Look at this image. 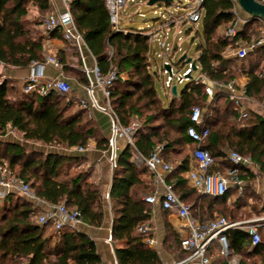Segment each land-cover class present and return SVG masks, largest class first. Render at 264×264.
Listing matches in <instances>:
<instances>
[{"label": "trees", "instance_id": "obj_1", "mask_svg": "<svg viewBox=\"0 0 264 264\" xmlns=\"http://www.w3.org/2000/svg\"><path fill=\"white\" fill-rule=\"evenodd\" d=\"M30 6L38 15L51 12L49 0H0V61L4 68H28L33 62L43 63L45 60L43 42L46 35L35 30L40 20L29 16ZM201 7L204 42L198 48L200 74L210 83L226 84L244 74L248 78L245 84L248 96H261L264 93V73H258L257 67L240 71L232 66L231 58L224 56L231 41L219 36L218 29L233 21L234 2L203 0ZM70 12L77 31L96 58L101 72L107 74L111 68L118 70L111 104L123 125H129L133 120L140 122V129L134 138L136 151L147 157L156 146L161 145L166 161L167 151L182 157L169 181L181 200L191 206L195 217L210 220L218 217H212L214 213H229L230 209L225 204L230 191L222 198H209L193 189L187 179L191 163L196 166L192 158L196 144L188 137L187 128L193 107H202L207 99L206 83L197 78L190 80L178 96L171 93L173 100L165 106L157 94L150 62L152 44L147 35L138 30L127 34L114 32L106 0H71ZM252 22L257 23L253 19L245 28ZM58 36L57 33L52 34V37ZM238 37L245 43L250 42L245 29ZM263 52L264 49H259L241 60ZM57 59L66 77L71 72L76 76L73 79L84 86L88 84L85 73L67 66L62 52L58 53ZM78 63L81 67L80 59ZM125 74L127 79L123 76ZM14 88V83L3 79L0 74V134H5L11 126L24 140L55 148H85L91 139H95L99 150L108 149V140L100 135L87 110L69 113L75 102L68 101L63 105L64 98L55 91L34 99L27 94L12 99L10 94ZM223 106L226 107L223 109ZM208 125L211 134L202 147L218 164L214 170L224 172L231 167L226 151L233 150L251 157L259 170L264 172L263 117L250 113L249 119L239 122L232 101L218 92ZM134 154L135 150L130 146L119 154L109 195L114 216L112 239L115 243L124 244L116 250L117 261L119 264H161L157 252L144 243L142 235L137 234L138 228L150 219L149 204L143 196L151 188L143 180V176L150 172L134 163ZM83 160L76 155L28 150L23 145L0 139V165L6 164L17 177L29 183L38 199L78 210L85 224L100 227L104 211L99 186L89 180V171L78 170L70 174V170ZM240 178L250 180L254 178V173L242 169ZM39 212L32 201L14 193L9 194L0 205V264H101L97 245L89 236L70 226L56 232L52 225H39L36 221ZM227 237L231 253L241 255L243 264H264L261 229V241L255 247L251 245L246 231L233 229Z\"/></svg>", "mask_w": 264, "mask_h": 264}, {"label": "built area", "instance_id": "obj_2", "mask_svg": "<svg viewBox=\"0 0 264 264\" xmlns=\"http://www.w3.org/2000/svg\"><path fill=\"white\" fill-rule=\"evenodd\" d=\"M70 1L63 0L65 11L60 13L50 12L40 23L38 29L47 38L52 37L53 33H57L63 41L80 50L84 41L77 31L71 15ZM232 1L234 2V19L227 24L224 33V36L231 41V45L225 50L224 56H234L241 60L246 58L250 53L264 49V21L255 19L259 23L258 32L260 36L257 39L251 40L249 43H245L238 36L253 18L241 10L236 0ZM127 2L128 0H106V8L114 32L127 34L126 29L121 24V11ZM260 2L264 3V0ZM202 3L203 0H194L190 5L192 8L191 12L185 16L187 21L192 24H197L201 20ZM147 36L150 43H155L158 39V32H151ZM161 47L168 53L166 56L164 52V73H167L166 67L171 68L170 76L163 80V84L171 94L174 82L177 81L180 84L188 81V74L193 75L194 71H192L191 64H186V70L175 73L172 61L168 59L173 54V51H175L173 45L169 46L166 43L165 37L161 43ZM81 61L83 72L88 79V84L84 86L87 97L79 99L78 104L82 108L98 110L110 117L111 131L108 137L107 155L112 168L115 169L117 167L119 150L121 149V142H123L125 147L130 146L135 150L134 162L138 165H144L153 176V184L157 189L154 193L147 195L144 201L151 205L160 203L163 210L173 213L178 218L179 224L175 226V229L180 238L181 248L188 255L183 261L177 264H185L190 261H199L200 264H211L212 254L210 251L215 242L220 247V255L227 258L228 264H243L242 257L239 254L231 253L227 233L233 229L246 231L251 238V245L255 247L261 241V225L259 222L263 219L230 221L224 216H218L210 220H201L195 217L192 213L191 206L181 200L174 191L173 184L168 182V178L174 168L164 159L163 146H156L147 157L137 152L134 138L140 129V122L133 120L129 125L125 126L121 123L118 115L114 111L111 104V93L113 85L119 77L118 70L111 68L107 74H103L97 63L93 68H88L83 57H81ZM45 65H50L57 69L58 76L55 78H47L44 75ZM30 69L31 72L22 85L23 93L29 96H46L48 93L55 91L59 95L68 98V101H72L70 98L73 92L72 86L66 80L63 66L56 56L49 55L43 63L33 62ZM197 80L206 83L205 93L208 105H214L216 102V94L221 92L227 95L232 101L238 112L239 122H244L249 119L248 101H250V98L245 86H240L235 80L227 84L217 82L207 83L203 77H198ZM97 90L103 95L104 101L102 103L96 98L95 92ZM211 114L212 109L206 112L200 106H195L191 110L190 125L187 128V134L196 144L192 152V158L196 166L189 170L187 174L188 183L199 194L209 198H222L233 187L236 188L239 195H242L245 188V184L240 178L242 169L254 172L259 169V166L251 157H245L238 152L232 151L228 154L231 167L224 170V172L214 170L218 164L211 153L202 147L211 134V129L208 125V118ZM18 133L16 129L9 126L5 134H0V139H5L10 135H18ZM64 148L68 153H83L87 149V147ZM11 193L18 194L22 198L32 201L36 207L39 203L43 202L37 198L29 183L17 177L6 164H2L0 165V205L4 203L7 196ZM37 222L39 225H52L56 232L61 231L65 226L76 229L78 225L84 224L81 213L75 209H68L64 204L53 206L50 212H40L37 215ZM138 231L144 236L147 245L152 246L155 244V240L150 237L151 229L148 226H140Z\"/></svg>", "mask_w": 264, "mask_h": 264}, {"label": "crops", "instance_id": "obj_3", "mask_svg": "<svg viewBox=\"0 0 264 264\" xmlns=\"http://www.w3.org/2000/svg\"><path fill=\"white\" fill-rule=\"evenodd\" d=\"M50 6H51V12H64L65 11V6L63 3V0H49ZM199 23V22H198ZM197 23V24H198ZM173 22L167 25L161 26V28L156 29L154 31L158 32V39L155 43H151L152 45L156 44L157 42H160V34L159 31L161 30H169L173 25ZM180 24V23H179ZM172 25V26H171ZM227 24L222 25L219 29L218 32L220 33L223 28H226ZM165 27V28H164ZM36 30L38 29V25L35 27ZM127 29V28H124ZM40 31V30H39ZM136 31V30H133ZM149 31L146 33H143L145 35H149V33L154 32ZM59 35V34H58ZM167 38V37H166ZM162 43V42H161ZM161 47V44H160ZM162 48V47H161ZM178 48V47H177ZM176 49L173 51V55L177 53ZM63 53L65 55L66 61H67V66H73V61L80 59L81 57L84 58V61L88 68H93L95 64L97 63L96 58L93 56V54L90 52L88 47L86 46L85 42L84 44L81 45L80 50L71 46L70 44L66 43L63 41L60 37H50V38H45L43 42V55L44 59L48 57L49 55H54L57 57L58 53ZM75 53L77 56H74ZM173 55L170 56V60H172ZM157 56H161L163 61H164V53L163 54H157ZM151 57V56H150ZM226 58H235L234 56H226ZM240 60V59H238ZM151 61V58H150ZM233 66V62L231 63ZM4 67L3 64L1 68ZM74 67V66H73ZM81 67H82V61H81ZM182 70H186L187 66L186 63H183ZM0 68V70H1ZM3 79H9L11 80L14 85H18L19 88L22 89V85L25 81V79L29 76L31 69L30 67L28 68H3ZM251 68L244 69L243 71H248ZM179 70V71H182ZM83 71V69H82ZM1 74V73H0ZM44 75L47 78H55L58 76V70L55 69L54 67L50 65H45L44 68ZM127 75V74H125ZM65 76V74H64ZM203 77L207 83L209 81L207 78L202 76L201 74L198 76ZM197 77V78H198ZM68 81L73 89L71 99L72 101L78 103V100L81 98H86L87 93L85 91L84 85H82L79 81L70 78ZM128 78V77H127ZM240 86H245V84L248 81V78L246 75L242 74L241 77L235 78L234 79ZM178 91V89H177ZM96 98L102 103L104 101L102 93L97 90L95 92ZM169 95L171 96L170 92ZM68 99V98H67ZM251 103L248 101V108L249 112H251V106L249 105ZM79 105V104H78ZM81 109H85L88 111L91 119L97 124L99 133L102 137H104L106 140H108V137L110 136V131H111V119L108 115L94 109H87V108H82L79 106ZM5 141L10 142V143H17L20 145L25 146L26 148L30 150H35V151H40L43 153H60L64 155H72V156H80L83 157L84 160L79 164L77 167H73L70 170V174L74 173L75 171H78L82 168H84V171H89L90 173V181L94 182L97 184L100 188L101 192V198H102V203H103V211H104V220L103 224L100 227H94L90 226L87 224H81L76 227V229L89 236L97 245V251L98 254L101 258V264H119L117 261V256H116V250L118 248H122L124 246L123 243L118 242L115 243L112 239V226H113V211H112V204L110 200V190L112 187V182H113V174H114V168H112L110 162L108 161V155H107V150L102 151L97 148V142L95 139H91L89 141V144L87 146V149L83 153H78V152H72L68 153L65 151V148H55L48 146L44 143L41 142H35V141H28L24 140L22 135L18 133V135L15 136H7L5 138ZM125 148L124 143L121 142V149L119 150V154L121 151ZM141 154V153H140ZM167 162L170 163L173 168L175 169L176 165L180 164L182 161L181 156H177L175 153L172 151H167ZM135 163V162H134ZM136 164V163H135ZM137 166H143L144 165H138ZM194 167V162L191 163V169ZM173 169V170H174ZM170 176L168 178L169 181ZM143 180L146 181V183L149 185L151 188V191L146 193L143 196V199L151 194L154 193L157 189V187L153 184V176L151 173H147L143 176ZM173 184V183H171ZM148 204V203H147ZM230 204V203H229ZM55 205H51L49 203L41 202L37 206V208L40 210V212L47 213L50 212ZM149 210H150V219L143 225L148 226L151 229L150 237L155 240V244L152 246H149L145 243V238H144V243L150 247L151 249L155 250L158 254L159 260L161 264H177L183 261L187 257V253L181 248L180 246V238L177 233V230L175 229V226L179 224V220L174 215L173 213H170L168 211H165L162 209L160 203H156L154 205L149 204L148 205ZM141 225V226H143ZM137 234L142 235L139 231H137ZM143 236V235H142ZM144 237V236H143ZM211 254H212V262L211 264H228L227 258L223 257L220 255V247L219 245L215 242L212 247H211ZM241 256V255H240ZM242 257V256H241ZM261 263V262H259ZM258 263V264H259ZM185 264H200L199 261H190Z\"/></svg>", "mask_w": 264, "mask_h": 264}, {"label": "rangeland", "instance_id": "obj_4", "mask_svg": "<svg viewBox=\"0 0 264 264\" xmlns=\"http://www.w3.org/2000/svg\"><path fill=\"white\" fill-rule=\"evenodd\" d=\"M148 1L149 0H128L126 6L121 11V24L123 28H127V33L135 32L133 30H138L146 33L152 30L154 31L156 29H159L163 25L169 26L168 24L173 22V26L171 25L172 27L169 30L159 31L160 42L152 45V54L150 61L151 70L153 75L155 76L157 94L162 103L165 106H168L173 98L169 95V91L164 87L163 80L170 76V73H164V61L161 56H157V54L161 55L165 52V50L160 47V44L163 39L167 37L166 43L169 46L173 45V48L175 50L179 48L175 56L172 54L173 57L171 60L173 64V70L175 73H177L179 70H182V68H186L183 67V64L181 62V58L184 55H186L187 59L197 61L198 48L204 42V27L202 21H200L198 24H192L185 19V16L192 10L190 5L194 2V0H174V2L172 3L162 2L157 3L153 6L148 5ZM48 14L38 15L37 11L34 10L32 6H30L29 16L35 18L38 17V19L40 20L38 26ZM258 28V22H252L247 28H245L246 35L249 38L250 42L251 40L259 38L260 34L258 32ZM225 30L226 28H223L220 33L218 32V35L224 36ZM36 31L38 33H42L39 30ZM165 53L167 56L168 53ZM169 58L170 57H168V59ZM232 60L233 67L240 71L257 67L256 70L258 73H264V52L262 54H252L246 60H238L237 58H233ZM71 65H73L74 67L69 66L70 68L77 69L78 71L83 72L82 67H80L78 63V60L73 61V64ZM3 68L4 67H2L0 70L1 74L3 73ZM182 71H184V69ZM199 75L200 70L198 69L193 72L192 77L193 79H195ZM67 76L70 78H76V76L71 72H68ZM123 76L126 79L128 77V75ZM239 77H241V75H238L236 78ZM65 78L66 80L69 79L66 77V75ZM189 82L190 80L184 81L183 83L179 84L176 81L174 82V85H177L178 92L181 93L189 84ZM23 95L25 96V93H23L22 89L15 84V88L10 94L11 98L14 99L15 96L22 97ZM61 97L64 98V101H62L63 105L68 102L67 98L63 96ZM31 98L34 99L35 96H31ZM249 98L251 102L249 103V105L251 106V115L256 114L264 118V93L259 97L250 96ZM175 101L176 104H179V101ZM75 103L70 108L69 113H73L81 109L79 105ZM202 104V107L206 110V112L211 111V109L215 106V103L214 105H208L207 99ZM225 107L226 106H223V109ZM140 121L141 123H143V120ZM232 151L233 150H227L226 152H228L229 154ZM80 170H84V168ZM253 173L254 178L250 180L241 178L245 184L244 192L242 195H239L237 193L236 188L233 187L230 189L228 202L225 204L226 207H229L230 212L214 213L212 217L223 215L227 216L230 220L235 219L241 221L263 219L259 223L261 225L262 236L264 239V172L257 169ZM189 203H191V201H189ZM200 204L201 202L198 201V205ZM39 213H37V215H39Z\"/></svg>", "mask_w": 264, "mask_h": 264}, {"label": "water", "instance_id": "obj_5", "mask_svg": "<svg viewBox=\"0 0 264 264\" xmlns=\"http://www.w3.org/2000/svg\"><path fill=\"white\" fill-rule=\"evenodd\" d=\"M241 10L250 15L253 19H260L264 21V3L259 0H236ZM172 3L174 0H149L148 5L153 6L157 3ZM181 62L186 64H191L192 71L198 70L197 61H192L191 59H187L186 55L181 58ZM2 66V62L0 61V68ZM167 72L171 73V68L166 67ZM188 79L192 80L193 77L191 74H188ZM178 87L174 85L171 89L173 96H178Z\"/></svg>", "mask_w": 264, "mask_h": 264}]
</instances>
